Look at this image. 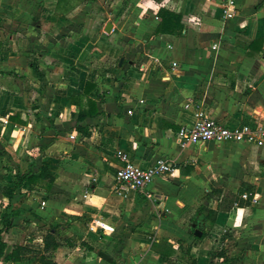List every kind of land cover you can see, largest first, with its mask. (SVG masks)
I'll return each instance as SVG.
<instances>
[{"label":"crops","instance_id":"obj_1","mask_svg":"<svg viewBox=\"0 0 264 264\" xmlns=\"http://www.w3.org/2000/svg\"><path fill=\"white\" fill-rule=\"evenodd\" d=\"M33 1L38 24L24 26L21 17ZM71 1L0 0V143L13 152L12 163L0 151V229L3 221L9 224L0 234L3 256L12 246L31 250L23 231L42 219L70 218L85 223L74 226L88 236H118L117 224L106 221L105 208L119 166L116 153H125L137 166L155 159L172 165L171 173L153 178L137 194L156 203L152 208L143 202L149 215L163 211L157 231L167 228L173 236L136 241L126 251L119 246L117 254L87 250L75 264H169L181 253L183 264H212L213 253L221 264L223 259L227 264H264L263 151L242 143L180 148L174 142L179 128L189 126L198 112L227 126L264 121V0H231L234 13L226 20L220 18L225 0ZM160 9L180 19L198 18L197 31L184 33L179 20L177 35L155 33ZM39 13L48 22L40 23ZM89 47L98 52L94 59ZM85 83L93 85L87 97L96 114L76 122L70 98ZM32 147L38 167L27 163ZM40 148L43 153L35 155ZM41 163L50 184L39 179L21 183L10 198L2 193L12 189L18 175L36 177ZM16 164L23 167L17 174ZM37 182H44V188H34ZM239 188L252 192L251 201L239 198L247 205L207 215ZM119 200L125 215L136 206L135 200ZM21 220L29 225L20 226ZM95 221L110 230L94 228ZM194 224L207 235L194 237ZM235 252L240 253L237 260L231 256ZM22 258L10 263L1 257L0 263L18 264ZM71 258L66 264H72Z\"/></svg>","mask_w":264,"mask_h":264},{"label":"rangeland","instance_id":"obj_2","mask_svg":"<svg viewBox=\"0 0 264 264\" xmlns=\"http://www.w3.org/2000/svg\"><path fill=\"white\" fill-rule=\"evenodd\" d=\"M77 1L78 0H72L71 1L72 5H75ZM36 7H37V3L36 1H33L31 6L29 7L30 9L28 13H26L25 15L21 17L22 25L26 26V25H31V24L33 25L34 22L37 23V18L33 16L34 11L37 9ZM40 7H42V5H40ZM46 11L47 9H45L44 12ZM40 13H39V16H40ZM45 17H46V14L43 16V19L40 16L42 20H40L39 22L40 23L48 22L47 20H45ZM97 53L98 52L95 50V48L89 47L88 54L89 56H91V58L94 59L95 56L97 57L98 56ZM112 65H114V62L112 63ZM28 100L30 102L32 100L31 97H28ZM32 149L33 147L29 149L30 158L27 161V163L33 164L34 167H38L39 165H35V159H33V151L31 152ZM43 150H44L43 148H40V151H38L39 153H37V151H34V154L35 155L41 154L43 153ZM0 151L4 152L6 154L7 160L13 163L12 161L13 152L10 149H8L6 144L0 143ZM15 166H16L15 168L16 174L23 171V167L20 168L18 164H16ZM14 178H15L14 176L10 177L11 180ZM44 184H45L44 182H37L36 184H34L33 187L42 189L44 188ZM126 192L127 191H123L115 182H113L111 189L108 192L109 203H108V206L105 208V213L109 216V219L107 218L106 221L117 224V228H118L117 230L119 233L118 236L116 235L106 236V235H102L99 233L96 236H88L76 228V227H82V225L83 224L85 225V223H80V222L73 223L72 220H69L70 218L56 217L51 222L49 221L44 222V220L42 219L39 222L34 223V225H31V227H29V230L23 231L25 234L24 238L30 244V247L33 253H29L28 255L23 256L22 260H20L18 264H39L37 262V258L41 252L40 237L45 232H50L54 236L56 241L59 243L60 250H56L53 254L46 255L50 259H55L58 264H66V260L68 256L73 257L70 260L72 264H75L76 258L79 257L80 255H84L87 250H91L93 252H99L101 256L102 255L104 256V254L106 255L105 250H107L108 252L107 254L109 253L117 254L120 252L117 249L119 246H120L121 251L123 250L126 251L130 248L132 243L136 241H141V243H146V242L153 241V240L165 241L170 236H173L171 235L172 234L171 232L167 231V228L160 230V232L157 231L158 219L159 218L162 219L163 217V211H161V209H156L155 211L156 213L152 215H149L147 213V210L146 211L142 210L143 202L149 203V205L152 208L156 206V203L152 201L151 197L143 199L137 193H134L133 195L130 196V194H128L129 192L128 193ZM119 197L122 199H132L136 201V206L133 207L130 212L129 211L127 212V210L124 209V211L127 212L126 215L122 213L123 212L122 209L117 206L118 204H121ZM202 199H204V196ZM117 200H119L118 203H117ZM210 202H212V199L208 203ZM112 204L115 205L113 209L110 207L112 206ZM38 208L40 209V212L43 209H45L44 207H42L41 202L40 204H38ZM191 211L192 210L187 211L186 214L187 215L190 214ZM146 217H149L148 221L144 219ZM18 224L20 226L27 227L29 225V221L21 220V222H19ZM181 228L182 226L177 227L176 229H181ZM192 229L198 230V226L194 224L193 227H190V231ZM186 230H187V233H189V239L192 240L193 239L192 234H190L188 229ZM224 230H226V233H225L226 235L230 234L228 233V231L230 232V229L224 228ZM175 231L176 230H174V232ZM176 232L177 234H179V231H176ZM200 232L201 234L203 233V235H207L206 232L204 231L200 230ZM142 235L145 236V239H143ZM138 236H141V237H138ZM121 238H124V239L122 240ZM86 239H87V242H86ZM66 240L67 241L70 240L71 244H74V246H70ZM170 241L172 242L173 245L177 244V240L171 239ZM112 245H115V247H113ZM179 247L182 249L184 248L183 245L182 246L179 245ZM218 252H220V250ZM221 252H225V251L221 250ZM182 256H184L182 253L181 255L180 254L177 255L175 257L176 260H174L173 263H169V264H183L184 263L183 259H181L183 258ZM231 256H232V259L237 260L240 258V253L235 252ZM210 258L212 259V264H221V262L217 260L215 253H213L212 256H210ZM121 261L122 262L120 263H123V260ZM187 261L188 259H186V262Z\"/></svg>","mask_w":264,"mask_h":264},{"label":"built area","instance_id":"obj_3","mask_svg":"<svg viewBox=\"0 0 264 264\" xmlns=\"http://www.w3.org/2000/svg\"><path fill=\"white\" fill-rule=\"evenodd\" d=\"M233 13V1H223L220 18L222 20L230 19L233 17ZM180 23L184 33L197 31L198 18L184 15L181 16ZM216 47L217 43L215 42L210 46V50L215 51ZM174 66L175 64L172 63V67ZM174 142L180 148L203 143H242L251 148L262 150L264 156V121L253 119L234 126H227L198 112L194 114V121L189 126L179 128L174 136ZM116 158L119 161V166L113 173V181L122 190L134 193L143 194L145 187L153 178L166 176L173 169L170 162L164 159H155L146 166H137L129 160L125 153H116ZM248 195L243 193L239 198L246 201ZM93 226L103 231L110 230L96 221L93 222Z\"/></svg>","mask_w":264,"mask_h":264},{"label":"trees","instance_id":"obj_4","mask_svg":"<svg viewBox=\"0 0 264 264\" xmlns=\"http://www.w3.org/2000/svg\"><path fill=\"white\" fill-rule=\"evenodd\" d=\"M156 18L159 19L158 25L155 29V33L158 34H167V35H177L182 27L179 23L180 16L177 14H174L172 12H169L164 9H160L156 13ZM93 87V85L85 83L83 86L82 91L74 98H70V104L74 106L77 109V116H76V122H81L86 117H91L96 114L94 103L91 99L87 97V94L89 93L90 89ZM8 120L10 122H17L15 118L9 117ZM45 167L46 165L41 163L39 169H38V175L34 177L31 172H27L22 175L16 176L15 181L12 183V189L3 191L2 193L7 197H11V193L14 189L19 187L21 183L26 182L28 184H32L36 180H46L47 184H50L52 182V179L45 174ZM243 193L249 194L248 200L251 199L252 192L250 189L246 188H239L236 195L231 194H225L221 199V204L223 203L224 206H217V210L215 211H209L207 212V215L211 216L212 218L215 216L216 211H228L230 207L235 204L236 206H243L247 205V202H243L239 199V196ZM219 194V192H217ZM8 222L3 221L2 222V228L0 229V234L2 232L3 228L8 227ZM201 238V236L199 237ZM67 241V240H66ZM68 243V241H67ZM40 245H41V252L37 258V262L39 264H54L49 257H47V254H52L57 248H59V243L56 241L54 236L50 232H45L40 237ZM157 246V244L152 243L151 244V250L155 252L154 247ZM4 249L5 244L2 242L0 237V258L3 257L4 261H8L10 263L18 262L19 259L23 256L28 255L29 253H33L32 250L27 249L22 246H12L11 251L4 255ZM161 255V254H159ZM218 257H223L222 254H219ZM223 263L227 264L228 261L223 259Z\"/></svg>","mask_w":264,"mask_h":264},{"label":"water","instance_id":"obj_5","mask_svg":"<svg viewBox=\"0 0 264 264\" xmlns=\"http://www.w3.org/2000/svg\"><path fill=\"white\" fill-rule=\"evenodd\" d=\"M109 28H110V26H109V24H107L106 25V28H105V30H104V32H108L109 31ZM200 230H201V228L200 227H198V230H195L194 232H193V236L194 237H200Z\"/></svg>","mask_w":264,"mask_h":264}]
</instances>
